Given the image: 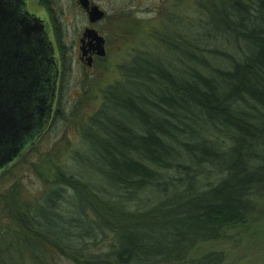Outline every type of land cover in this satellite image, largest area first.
I'll list each match as a JSON object with an SVG mask.
<instances>
[{
    "label": "trees",
    "instance_id": "1",
    "mask_svg": "<svg viewBox=\"0 0 264 264\" xmlns=\"http://www.w3.org/2000/svg\"><path fill=\"white\" fill-rule=\"evenodd\" d=\"M196 7L186 22L171 16L157 53L135 58L104 90L71 172L43 169L33 197L19 182L0 193L17 255L27 250L38 264L223 262L224 250L206 245L246 224L264 195V0ZM53 159L45 154L43 168Z\"/></svg>",
    "mask_w": 264,
    "mask_h": 264
},
{
    "label": "rangeland",
    "instance_id": "2",
    "mask_svg": "<svg viewBox=\"0 0 264 264\" xmlns=\"http://www.w3.org/2000/svg\"><path fill=\"white\" fill-rule=\"evenodd\" d=\"M165 2L166 5L162 2L158 6L155 5L154 10L138 11V15L142 17L139 31L133 36L129 35L127 50L121 46L114 48L111 56L99 62L90 76V81L85 84L88 88V96L83 101L76 102L79 95L84 93L80 82L84 72L82 67L77 65L72 67L67 74L68 88L64 96L66 115H70L71 119H60L51 130L46 131L0 174V193L19 182L25 195L33 197L43 189V169L52 167L47 171L50 176L53 175L56 166H62L67 172L74 169L72 151L80 144L82 124L100 106L104 90L127 77L133 48L139 46L145 52L153 50L152 52L156 51V54L162 43L160 35L159 38L155 35L159 31L160 34L164 31V25L170 20L169 18L172 16L173 21H178L177 23L186 22L197 8V0H165ZM48 152L54 159L51 164L47 167L44 165L43 168V156ZM2 216L3 212L0 211V264H38L27 250L21 254V257L16 254V227L8 219L3 221ZM225 230V238L206 245L205 250L212 247L222 248L225 258L221 264H264V195L246 224L229 226ZM60 263L76 264L65 256Z\"/></svg>",
    "mask_w": 264,
    "mask_h": 264
},
{
    "label": "water",
    "instance_id": "3",
    "mask_svg": "<svg viewBox=\"0 0 264 264\" xmlns=\"http://www.w3.org/2000/svg\"><path fill=\"white\" fill-rule=\"evenodd\" d=\"M51 44L23 0H0V174L48 125L55 94Z\"/></svg>",
    "mask_w": 264,
    "mask_h": 264
},
{
    "label": "flooded vegetation",
    "instance_id": "4",
    "mask_svg": "<svg viewBox=\"0 0 264 264\" xmlns=\"http://www.w3.org/2000/svg\"><path fill=\"white\" fill-rule=\"evenodd\" d=\"M23 2L31 17L47 32L52 42V55L55 61V94L51 116L40 137L67 114L64 96L68 88L67 74L72 67L74 65L82 67L84 72L80 80L84 93L79 95L76 102L83 101L88 96L85 84L90 81V76L99 62L111 56L114 48L121 46L127 50L129 35L133 36L139 31L142 17L138 15V11L154 10V6L160 5V2L167 4L165 0H23ZM159 35L160 31L155 37L159 38ZM133 49L130 61L153 55V50L145 52L139 46ZM11 222L14 225L13 220Z\"/></svg>",
    "mask_w": 264,
    "mask_h": 264
}]
</instances>
